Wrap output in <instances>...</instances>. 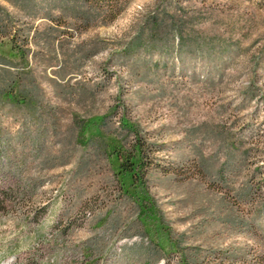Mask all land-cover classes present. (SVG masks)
Listing matches in <instances>:
<instances>
[{
	"label": "rangeland",
	"instance_id": "rangeland-1",
	"mask_svg": "<svg viewBox=\"0 0 264 264\" xmlns=\"http://www.w3.org/2000/svg\"><path fill=\"white\" fill-rule=\"evenodd\" d=\"M1 103L0 264H264V0H0Z\"/></svg>",
	"mask_w": 264,
	"mask_h": 264
},
{
	"label": "trees",
	"instance_id": "trees-1",
	"mask_svg": "<svg viewBox=\"0 0 264 264\" xmlns=\"http://www.w3.org/2000/svg\"><path fill=\"white\" fill-rule=\"evenodd\" d=\"M4 90L5 89H1V92H3ZM1 105H2V103L0 104V106ZM131 174H132L133 180H137L138 179L137 174L135 172H132ZM214 254H216V253H214ZM206 259H207V257H205V256L202 257V256H200L197 253H190L189 255L185 256L186 264H204Z\"/></svg>",
	"mask_w": 264,
	"mask_h": 264
}]
</instances>
